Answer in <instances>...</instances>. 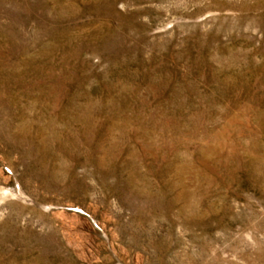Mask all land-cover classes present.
Segmentation results:
<instances>
[{
    "label": "rangeland",
    "instance_id": "1",
    "mask_svg": "<svg viewBox=\"0 0 264 264\" xmlns=\"http://www.w3.org/2000/svg\"><path fill=\"white\" fill-rule=\"evenodd\" d=\"M0 264H264V0H0Z\"/></svg>",
    "mask_w": 264,
    "mask_h": 264
}]
</instances>
